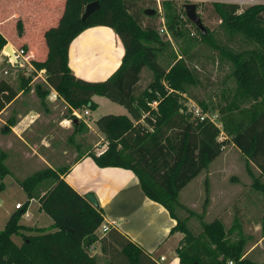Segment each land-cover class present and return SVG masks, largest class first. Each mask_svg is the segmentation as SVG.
I'll return each mask as SVG.
<instances>
[{
	"label": "trees",
	"instance_id": "trees-1",
	"mask_svg": "<svg viewBox=\"0 0 264 264\" xmlns=\"http://www.w3.org/2000/svg\"><path fill=\"white\" fill-rule=\"evenodd\" d=\"M92 1L95 0H63L57 22L44 30L43 44H36L37 53L28 51L26 44L16 48L24 50L36 70L44 71L46 84L66 100L69 110L95 109L93 95L104 96L125 107L129 116L105 114L95 120L107 147L91 156L100 167L130 169L145 195L165 207L176 220L171 232H182V226L179 228L182 223L174 213V207L179 206V193L221 153L225 140H218L221 130L213 122L207 118L190 119V114L184 112L179 96L192 84V74L183 60L176 61L168 70L157 62L160 41L156 28L151 21L142 25L145 13L136 0H97L99 8L82 20L86 4ZM213 7L219 20L230 30L239 29L245 38L256 37L264 42V4H254L241 13L235 3H215ZM93 26L112 28L124 47L119 67L101 81L76 77L68 66L71 41ZM15 27L20 35V20ZM168 29L173 36L177 34L173 23ZM5 45L0 33V51ZM229 53L236 63L233 75L239 88L254 101V107L264 104V52L253 46ZM144 67L152 72L153 79L137 93ZM37 90L44 99L46 91L40 87ZM15 96L16 91L1 80L0 112ZM153 102L157 103L156 111L150 109ZM232 111L229 108L222 111V131L246 154L247 161H252L264 174L257 160L264 145V108L252 120L245 109H238L240 118L236 122ZM71 119L78 120L74 114ZM65 172L64 168L45 167L20 183L27 200L23 209H16L0 230V264H99L88 249L96 242L108 264H159L114 227L98 237L96 231L104 223L103 210L90 204L67 183ZM7 173L2 156L0 180ZM3 189L0 181V191ZM30 199H36L40 209L52 219L49 228L20 223ZM217 225L215 220L205 225V230L214 237L224 257L219 259L205 245L191 243L178 251L179 264H224L227 257L234 260L233 264H253L239 260V250L221 242L223 233ZM13 236L21 242L16 243Z\"/></svg>",
	"mask_w": 264,
	"mask_h": 264
},
{
	"label": "rangeland",
	"instance_id": "rangeland-1",
	"mask_svg": "<svg viewBox=\"0 0 264 264\" xmlns=\"http://www.w3.org/2000/svg\"><path fill=\"white\" fill-rule=\"evenodd\" d=\"M253 1L247 0L241 3L240 0H160L158 6L156 0H136L142 10H155L152 17L144 15L142 25L145 26L148 21H151L156 28L160 41L157 44L159 48L157 62L168 70L176 61L183 60L192 74V84L187 85L186 92H181L179 96L184 112L190 114V119L199 118L200 120L201 116L210 119L221 130L218 140H225L223 152L179 193L177 200L179 206L174 207V213L180 219L182 224L179 228L182 226L183 231L182 239L176 249L177 256L178 251L184 250L188 244L197 243L214 251L219 259L223 258L224 254L221 253V249H217L214 237L205 230V225L216 220L218 223L216 228H220L223 233L220 237L221 242L228 248L238 249L239 260L264 264V195L256 193L251 187L246 154L232 144L230 136H226V133L222 131L220 122L222 111L228 108L233 110L235 122L240 118L238 109H245V114L249 116V104L252 102L249 95H245L243 88H239L233 75L236 63L229 51L235 53L241 48L251 49L255 46L264 52V42L258 41L256 37L245 38L239 29L230 30L219 20L213 7L215 3H235L238 4V12L241 13L254 3H262L264 0ZM190 3L196 4V11L206 28L205 36L185 14L184 6ZM170 23H173L176 28L175 36L168 29ZM163 27L167 29L170 38L161 31ZM0 59V74L9 77L15 89L19 90L26 80H31L40 74L30 87L35 88L33 94L36 95L37 101H34L32 97L27 98L32 101L34 109L44 108L42 102L44 99H41L36 89L40 87L41 90H45L44 71L36 70L26 59L18 58V62L15 63L2 54H0ZM93 76L101 77V80L107 78H102L97 74ZM152 79V72L144 67L136 87L137 93L145 89ZM30 88L27 89V93ZM93 96L97 107L93 110L86 108L88 115L84 114L86 111L84 108L69 110L68 106L65 107L66 100L60 96H58V101L54 102L52 111L59 117L67 119H71L73 112H77L89 118L92 126L95 120L102 115L127 113L122 105L104 96ZM149 106L150 109L157 110V103H151ZM94 129L98 131L97 128L94 127ZM8 132L9 130H5L4 126L0 125V157L3 156V163L8 170L7 175L0 180L5 190L0 195V203H5L6 199L11 201L13 206L17 202L24 207L27 195L20 183L36 171L45 168L38 154L45 155L51 160L54 159L58 163L62 162V165L67 164L66 159L69 160L70 157L65 158V155L59 151L48 154L43 150L40 139H29L31 143H34L31 146L35 150L33 152L23 140L9 135ZM68 132L70 130H64L63 138L58 140L56 148L60 146L68 151L73 150V145L77 140H69ZM94 137L99 139L96 135ZM97 146L100 147V145ZM44 189L45 187L42 190ZM25 219L23 214L20 223L27 224ZM49 227L35 228L47 229ZM96 235L98 237L102 235L100 227ZM12 238L18 244L21 242L18 237L13 236ZM96 245V251H89V253L96 257L99 264H108L102 256L99 243ZM233 262L232 258L224 259V264H233Z\"/></svg>",
	"mask_w": 264,
	"mask_h": 264
},
{
	"label": "crops",
	"instance_id": "crops-1",
	"mask_svg": "<svg viewBox=\"0 0 264 264\" xmlns=\"http://www.w3.org/2000/svg\"><path fill=\"white\" fill-rule=\"evenodd\" d=\"M62 9L63 0H0V33L4 36L6 44H10L13 49L26 44L28 51L36 54L38 51L36 44H43L44 30L57 22ZM18 20L22 23L20 35L17 34L15 27ZM123 54L122 42L112 28L93 26L82 31L71 41L68 49V66L76 77L100 81L101 77L99 79L93 75L97 74L102 78L110 76L121 64ZM39 76L40 74H37L33 79L26 80L18 90L12 86L9 77L0 74V81H6L16 91V96L0 112V125L9 130V135L23 140L33 152L35 150L31 146L34 143L29 139H40L43 150L48 154L59 151L65 158L70 157L69 160L66 159L67 164L62 165V162L58 163L54 159L38 154L44 167L64 168L65 181L77 192L82 195L92 193L96 197L98 205L103 210L104 223L116 228L135 242L159 264H179L176 249L182 239V232H171L176 220L171 217L169 211L145 195L138 178L130 169L100 167L94 162L91 155H98L107 147L102 133L94 129L95 124L94 127L90 125V119L87 117L78 120L67 119L53 113L54 102L58 101V96L46 82V96L42 101L44 108L41 111L32 107L33 103L27 97L37 101L36 95L33 94L35 88L30 87ZM93 98L94 96L91 98L92 101ZM253 104L254 101L249 104L250 120L264 108V104L258 107H254ZM67 106L68 104L65 107ZM122 115L129 116L128 112ZM77 122H82L83 125ZM65 129L70 130L69 140H77L70 151L64 147H55L58 146V140L63 138ZM94 134L99 139L95 138ZM262 147L257 160L264 169V145ZM248 166L251 187L256 193L264 195V174L250 160ZM4 192L5 190L0 191V195ZM16 204L17 202L13 206L11 201L6 199L5 203H0V215L2 214L0 230L16 210ZM25 211L27 212V215L24 214L25 221L28 223H21L23 225L49 227L52 224V219L40 209L36 199L29 200ZM96 243L92 245L93 249L90 251H96ZM160 256H163L164 260H159Z\"/></svg>",
	"mask_w": 264,
	"mask_h": 264
},
{
	"label": "water",
	"instance_id": "water-1",
	"mask_svg": "<svg viewBox=\"0 0 264 264\" xmlns=\"http://www.w3.org/2000/svg\"><path fill=\"white\" fill-rule=\"evenodd\" d=\"M99 8V2L97 0L89 2L88 4H86L84 12L81 16V19L84 20L85 18H87L91 13H93L95 10H97ZM185 8V14L187 16V18L195 24V26L201 31V33L203 35L206 34V28L204 27V25L201 22L200 16L198 15L197 11H196V4L190 3V4H186L184 6ZM144 13L147 15H153L155 13V10L153 9H145ZM3 50L5 52L8 53L9 57L11 58V60L15 63L18 62L17 57L15 55V52L13 50V48L10 46V44H6L3 48ZM86 200L92 204L93 206H97L98 205V201L96 199V197L92 194V193H86L85 195ZM194 264H197L196 262Z\"/></svg>",
	"mask_w": 264,
	"mask_h": 264
},
{
	"label": "built area",
	"instance_id": "built-area-1",
	"mask_svg": "<svg viewBox=\"0 0 264 264\" xmlns=\"http://www.w3.org/2000/svg\"><path fill=\"white\" fill-rule=\"evenodd\" d=\"M247 0H240V2L241 3H244V2H246ZM248 1H251V2H254L253 0H248ZM156 2L158 3V6H159V4H160V0H156ZM254 4H264V1L262 2V3H254ZM161 31L165 34V35H167V37L168 38H170L169 36V33H168V31H167V29L166 28H162L161 29ZM3 50V49H2ZM1 50V51H2ZM14 50V52H15V55H16V57H17V60H18V58H21V59H26L27 60V58H26V56H25V52H24V50L23 49H17V48H14L13 49ZM1 54L2 55H4L5 57H7L9 60H11V58L9 57V55H8V53L7 52H5L4 50H3V52H1ZM12 61V60H11ZM0 66H1V59H0ZM153 103H156V102H153ZM151 104V103H150ZM73 114L75 115V117L76 118H78V119H83V116H81L80 114H78L77 112H73ZM84 114L85 115H88V111L86 110L85 112H84ZM204 119V117H200V120H203ZM210 120V119H209ZM211 121V120H210ZM18 208H20V209H22V206H21V204L20 203H17L16 204V209H18ZM23 214H25V215H27V212L26 211H24V213ZM110 225L109 224H106V223H103L101 226H100V229H101V232H102V234H104V233H106L109 229H110ZM89 251L90 250H92L93 248H92V245L91 246H89ZM159 260H164V257L163 256H160L159 257Z\"/></svg>",
	"mask_w": 264,
	"mask_h": 264
}]
</instances>
